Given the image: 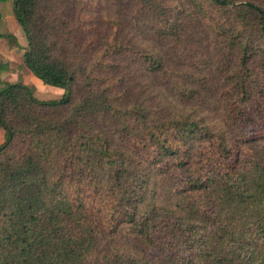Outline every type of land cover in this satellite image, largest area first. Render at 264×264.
<instances>
[{"label":"trees","instance_id":"16d2710c","mask_svg":"<svg viewBox=\"0 0 264 264\" xmlns=\"http://www.w3.org/2000/svg\"><path fill=\"white\" fill-rule=\"evenodd\" d=\"M190 1L234 52L221 125L123 107L100 84L130 52L150 72L163 64L89 34L83 9L98 0H12L24 65L64 93L0 83V264H264V0ZM133 5L179 38V1ZM152 170L180 209L151 200Z\"/></svg>","mask_w":264,"mask_h":264},{"label":"rangeland","instance_id":"374dc122","mask_svg":"<svg viewBox=\"0 0 264 264\" xmlns=\"http://www.w3.org/2000/svg\"><path fill=\"white\" fill-rule=\"evenodd\" d=\"M166 1H179L184 7L185 13L179 15L178 39L159 36L152 28L155 18L149 16L150 13L135 17L134 0H98L96 8L90 3L92 7L83 9L90 18L85 24L89 34L111 36L114 33L116 40L125 41L133 49L131 51L142 50L163 64L158 72H150L130 52L128 57L113 58L115 65L111 70L99 74L102 78L100 84L109 85L112 91L122 95L123 107L139 103L148 110H156L154 114L162 118L188 115L203 118L209 126L221 125L222 110L229 102L225 91L231 88L234 52L223 47V40L211 31V26L201 18L190 0ZM129 23L132 25L128 26ZM209 62L211 64L205 70ZM180 86H189L192 94L189 92L187 95L188 91L179 94L177 88ZM33 89L39 99L58 98L64 93L63 88L48 84ZM160 177L151 171V200L179 208L178 197L163 184ZM128 247L125 246L126 249Z\"/></svg>","mask_w":264,"mask_h":264},{"label":"crops","instance_id":"0c3cea01","mask_svg":"<svg viewBox=\"0 0 264 264\" xmlns=\"http://www.w3.org/2000/svg\"><path fill=\"white\" fill-rule=\"evenodd\" d=\"M5 34L14 36L16 42L12 43L4 36ZM26 46L27 39L14 16L12 0H0V83L3 81L23 82L35 89H38L40 85H45L22 61ZM4 139L5 132L0 127V143Z\"/></svg>","mask_w":264,"mask_h":264}]
</instances>
